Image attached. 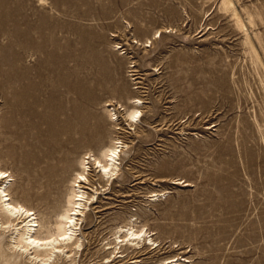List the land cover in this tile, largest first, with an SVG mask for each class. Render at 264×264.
<instances>
[{
    "label": "rangeland",
    "instance_id": "1",
    "mask_svg": "<svg viewBox=\"0 0 264 264\" xmlns=\"http://www.w3.org/2000/svg\"><path fill=\"white\" fill-rule=\"evenodd\" d=\"M88 124L102 127L99 146L73 142ZM114 136L126 145L119 174L107 185L91 164L101 190L82 249L52 264H111L130 227L157 244L124 245L116 264H264V0H0V165L42 234L78 160ZM64 141L74 162L47 188ZM9 233L3 249L39 264Z\"/></svg>",
    "mask_w": 264,
    "mask_h": 264
},
{
    "label": "bare ground",
    "instance_id": "2",
    "mask_svg": "<svg viewBox=\"0 0 264 264\" xmlns=\"http://www.w3.org/2000/svg\"><path fill=\"white\" fill-rule=\"evenodd\" d=\"M140 103V99H135L133 108L127 112V120L131 126H135V124L140 121L143 114L142 109L137 107ZM110 112L112 116L110 121L119 122V117L116 112L113 111L114 113H112V110ZM70 116H75V114L72 113ZM74 129H77V124ZM117 129H120V127ZM79 133L80 136H73V142H84L91 146H99L102 143L103 129L100 126H91L88 124L80 129ZM67 135L71 137V133ZM115 137L116 136L111 138L110 145L104 147L99 154L88 151L78 160L79 170L70 180V188L66 198L65 208L63 212L56 217L55 223L47 229L45 234L41 232L42 227L36 217V212L32 208L10 197L8 188L12 181L11 174L0 165V231H2L0 232V238L3 233L10 232L11 250H18L22 256L23 254H31L32 257L30 256V259H32V262L34 261L39 264H52L56 259H60L62 256L72 258L73 261L75 260L74 256L79 253L83 246L81 238L78 237L82 216L86 210H89L90 204L99 199L101 190L99 188L100 186L98 187V185H96L97 183L95 184L90 177L91 164H93V168H96L99 180L105 181L107 185L112 183L119 174V160L126 145L119 138ZM74 149L75 146H71V142L64 141L62 143V146L58 150L56 158L57 163L48 172L47 188L51 187V184L55 181V173L61 169L63 165L74 162L72 157ZM88 189L90 191H88ZM152 196L157 198L160 194L156 193ZM121 231L125 230L120 228L117 233ZM126 232L124 236L118 237L120 239L115 243L113 247L114 251H112L111 256L108 257L111 264H116L123 260H117V257H123V255L120 254L121 256H117L115 253H117V249H122L124 245L135 247V249L141 248L139 251H134L136 254H140L142 252H147L145 248L147 245L154 246L157 244L154 239L149 238V232L144 228L135 229L130 227ZM148 240L150 241L149 244L147 243ZM143 244L144 246H142ZM111 248L112 245L108 247V249ZM127 250L129 249H126V251ZM119 252L120 251H118V253ZM122 253H124V251ZM139 258L140 256H135L129 263H142V260ZM178 260L179 258H170L163 262L164 264H177ZM0 262L3 264H19L14 254H9L3 249L1 241Z\"/></svg>",
    "mask_w": 264,
    "mask_h": 264
}]
</instances>
